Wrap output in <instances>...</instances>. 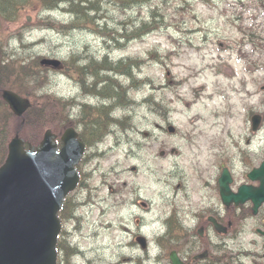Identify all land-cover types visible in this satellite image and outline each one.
<instances>
[{"label": "rangeland", "instance_id": "1", "mask_svg": "<svg viewBox=\"0 0 264 264\" xmlns=\"http://www.w3.org/2000/svg\"><path fill=\"white\" fill-rule=\"evenodd\" d=\"M161 1L136 8L105 4L107 34L38 25L41 18L44 24L70 22L63 9L27 11L0 28L10 60L58 59L65 66L76 54L83 75L108 64L124 72L117 81L134 86L131 101L114 113L125 126H106L107 108L101 104H89L82 114L68 110V126L83 135L81 117L101 126L94 128L99 141L81 165L83 183L69 197L70 216L62 215L69 264H170L167 238L161 237L177 207L181 212L186 204L220 203L214 188L223 168L242 182L264 158V126L252 129L254 115L264 124V0ZM151 6L163 16L156 30L138 37L136 29L151 22ZM114 34L125 39L109 41ZM42 74L40 96L63 100L77 94L65 71L49 68ZM110 100L114 108L115 98ZM44 120L28 127L37 131ZM53 120L45 121V131ZM257 228L253 219L240 222L229 238L215 236L214 253L236 257L235 264H255L250 252L257 251L258 258L264 253ZM179 232L189 252L198 245L203 250L205 242L196 244ZM139 235L147 238L146 249Z\"/></svg>", "mask_w": 264, "mask_h": 264}, {"label": "water", "instance_id": "2", "mask_svg": "<svg viewBox=\"0 0 264 264\" xmlns=\"http://www.w3.org/2000/svg\"><path fill=\"white\" fill-rule=\"evenodd\" d=\"M42 63L55 68L61 65L51 59ZM2 97L19 117L31 107L29 99L14 91L4 90ZM61 140L59 150L57 135L48 130L37 147L26 149L18 133L9 144L8 157L0 167V264H57L58 213L79 183L76 166L85 151L73 128L67 129ZM249 178L260 180L261 187L242 186L234 193L226 169L219 180L220 193L226 205L251 200L257 213L264 203V162ZM140 241L145 247L144 239ZM171 258L173 264H183L176 255Z\"/></svg>", "mask_w": 264, "mask_h": 264}, {"label": "trees", "instance_id": "3", "mask_svg": "<svg viewBox=\"0 0 264 264\" xmlns=\"http://www.w3.org/2000/svg\"><path fill=\"white\" fill-rule=\"evenodd\" d=\"M105 0H91L90 6L82 2L81 0H0V28L3 22H14L21 18L20 13L24 10H40L43 12H49L51 10L63 9L66 13L71 14L74 18L73 23L66 24L64 22H56L47 19V24H44L46 19H42V22L38 25L49 26L47 28L56 29L59 27L62 30H69L71 28H83L92 29L94 31L99 30V28H104L100 25L102 18L106 17L105 14ZM117 6H143L148 0H108ZM110 2V3H111ZM163 14L160 13L158 8H154L151 11L150 17L151 22L142 24L136 29L135 35L140 37L151 30H156V25H158L160 18ZM121 25H124L122 22ZM34 25L27 27L31 29ZM122 29H119L121 32ZM122 39H125L123 36ZM5 43L3 36L0 37V166L5 162L8 155V146L10 141L15 137L16 133L19 132L20 136L27 141V144H38L44 133H45V121L47 119L53 118V125L51 129L58 134H61L64 129L68 127L69 123V113H68V103L64 102L61 98H54L50 95L40 96L39 92L42 88V83L37 85L33 83L32 80L33 73L42 75L39 79L46 81L45 76L42 74L43 71L49 70L48 68L41 65L40 61H19L8 59V53L5 50ZM108 61V60H107ZM105 60V63H107ZM106 70L114 69L113 66L106 64ZM65 73L68 74V62L65 64ZM42 81V82H43ZM4 89H11L23 96L31 95L36 99L43 101L42 105L35 100L32 107L27 111V113L19 118L14 115L10 110L8 104L2 98V91ZM40 97V98H39ZM113 98V97H111ZM111 108L106 109V114L110 112ZM60 115L64 118H59ZM105 115V114H104ZM50 116V117H49ZM49 117V118H48ZM45 119L43 124L37 131H33L28 127V125L35 122L41 123ZM31 119V120H30ZM24 121V124L22 123ZM91 130H93V123L89 125ZM88 126V127H89ZM83 140L89 146L93 144L94 141L88 140L84 135ZM98 136L97 139H99ZM69 199L66 200L65 206L61 212V218L65 211L70 215ZM69 210V211H68ZM59 251L64 253L65 260L67 262L69 255V249L67 244H65L62 239H60L58 245Z\"/></svg>", "mask_w": 264, "mask_h": 264}, {"label": "flooded vegetation", "instance_id": "4", "mask_svg": "<svg viewBox=\"0 0 264 264\" xmlns=\"http://www.w3.org/2000/svg\"><path fill=\"white\" fill-rule=\"evenodd\" d=\"M82 77L83 76L79 74L78 78H76L75 69L69 75V78H71L70 80L72 81L76 79H80ZM261 156L263 157V155ZM233 178H234L233 188L235 191L238 190L239 186L244 184L259 186V182H251V181L236 182L237 178L234 174H233ZM214 192L216 193L218 192L217 194L218 197L220 198L219 179L217 180V184H216V188H214ZM211 197H212L211 199L214 200L213 198L214 196L212 195ZM186 205L188 209L183 208V211L181 209L180 212L179 208L177 207V209L172 213V215H170L169 220L166 222V225H168V227H167V232L165 233L164 236L165 238H167V242L170 244V246H173L170 249V253L172 251H177L180 258L186 264H218L219 257L211 255V247L205 248L204 244L201 243L205 242L212 244L214 242L215 236L220 238H229L233 236L236 227L240 222L247 224L249 220L257 219L259 221V228H257L256 231L258 233L260 232V230L264 232V205L261 208H259V212L256 216L253 215L254 206L251 202L241 206L232 205L230 207H225L221 202L220 203L211 202V204L207 205V208H203V206L201 205L200 207H193L192 204H186ZM174 222L183 228L182 230L183 236H187L190 234L189 237L191 239V242H194L196 244H201V246L203 247V250L201 252H198V249H200V245L196 246L194 250L189 252V245H187L186 240L182 237L180 232L174 230ZM191 222H195L196 225L190 227L189 224ZM220 232H222V234ZM263 247H264V242H263ZM206 250L209 251V253L206 256H203L202 259L200 260H195V255H196L194 254L195 252H198L199 254L205 252ZM250 254L251 255L249 257L254 261L255 264H257V260H260L259 264H264V262H261L262 259L264 260V253L262 254L261 252L262 255L260 258L257 257L259 255L257 251L250 252ZM170 264H172L171 261Z\"/></svg>", "mask_w": 264, "mask_h": 264}, {"label": "bare ground", "instance_id": "5", "mask_svg": "<svg viewBox=\"0 0 264 264\" xmlns=\"http://www.w3.org/2000/svg\"><path fill=\"white\" fill-rule=\"evenodd\" d=\"M82 2H84L85 4H87L88 6H90V2L91 0H81ZM154 0H148L146 4H144L143 6L150 4L151 2H153ZM105 4L110 3L111 1L105 0L104 1ZM161 2H165V0H162ZM112 3V2H111ZM114 5V4H113ZM117 6V5H115ZM125 7H130V8H136L139 6H125ZM142 7V6H140ZM117 8H124L123 6H117ZM154 8L151 6L152 11H154ZM27 11H31V10H24L20 13V16ZM53 11V10H51ZM49 11V12H51ZM66 13V12H65ZM68 15V14H67ZM71 16V21L67 22L66 24H71L74 21V18L72 17L71 14H69ZM106 17L102 18L100 22L101 26H104V28H99L98 32L99 33H104L107 34L108 30L106 28H109L108 22H109V15H105ZM104 19V21H103ZM51 30H56L53 28H48ZM77 29H83V28H71L67 31L64 32H68V31H73V30H77ZM112 39H110L109 41H117L119 42L120 40H123L122 38L116 37V35L114 34L113 36H111ZM21 43H24L25 40L22 39L20 40ZM113 47L114 46H110ZM76 57H80V55H76L75 54V59H78ZM96 70V69H94ZM93 69L90 70V72L86 73L82 78L80 79H76V80H69V86H73L76 84V87L73 88V92H75V90L77 91V94H73L71 96V99H63L66 100L65 102L68 103V110L72 109V113H75V110H78L79 113L78 114H82L85 113L89 110V104H107L109 105V102H111L110 97H114L115 101H114V108H112L110 110V112L108 114H105L103 116L102 119H106V126H108L110 124V126H117L119 124L125 126V122L123 121H119V118H116L114 116L115 110L117 108H120L123 105H127L131 99L129 97H131V93L132 89L134 88L133 84H123L120 81H117L115 79V77H117V75H124V72H122V74H120V70L119 68H115V69H110V70H105L104 68L100 67V70L97 69L98 71H94ZM114 75V76H113ZM42 75L40 74H35L33 73L32 75V80L33 83L40 85L42 83V79H39ZM112 87V88H109ZM75 89V90H74ZM110 89H112V91H110ZM94 96H97L96 98ZM60 98V97H58ZM96 99L94 102H90L91 100ZM81 117V116H80ZM82 120L85 119V117H81ZM102 119L99 120L100 122H102ZM86 123H82L80 124L82 127V130L84 131L86 137L88 138V140L90 141H96L98 136L96 131L94 130V128L97 127H101L98 124H93V130H91L89 127L90 124H92V120L87 121L85 119ZM89 126V127H88ZM92 132V133H89ZM74 254H77V250L73 251Z\"/></svg>", "mask_w": 264, "mask_h": 264}]
</instances>
